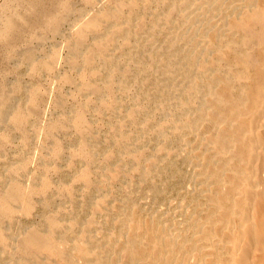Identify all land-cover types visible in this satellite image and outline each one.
Masks as SVG:
<instances>
[{"label": "rangeland", "instance_id": "rangeland-1", "mask_svg": "<svg viewBox=\"0 0 264 264\" xmlns=\"http://www.w3.org/2000/svg\"><path fill=\"white\" fill-rule=\"evenodd\" d=\"M261 1L0 0V264L224 263Z\"/></svg>", "mask_w": 264, "mask_h": 264}, {"label": "bare ground", "instance_id": "bare-ground-1", "mask_svg": "<svg viewBox=\"0 0 264 264\" xmlns=\"http://www.w3.org/2000/svg\"><path fill=\"white\" fill-rule=\"evenodd\" d=\"M256 3L257 2H255V4ZM260 5L262 7V19L260 20V22L264 25V0L261 1ZM236 7L238 8V6ZM249 7H251V5ZM240 12L242 13V11ZM240 12L238 13V16ZM232 18H234V16ZM242 39H244V36ZM256 43L255 45H258ZM248 46L252 47V45ZM257 47L259 48V46ZM263 49L264 47H262V50ZM259 58H261V55ZM259 62L261 63V65H264V57H262ZM255 70L256 75L253 77V84L257 85V87L260 86V89L258 90L257 88H254L255 90L253 89L251 91V94L260 96L262 98H260L261 101H257L258 104L256 107V114L254 115V120L251 127L249 128L250 154L248 170L246 174L247 178L249 179V184L244 193V210H238L239 216H236L238 217V220L236 221V230L234 229V235L232 237V240L230 241V254L224 260L223 264H264V67L259 66L255 68Z\"/></svg>", "mask_w": 264, "mask_h": 264}]
</instances>
